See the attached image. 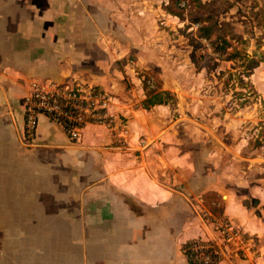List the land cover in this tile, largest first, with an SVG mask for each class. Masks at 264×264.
<instances>
[{"label": "crops", "instance_id": "obj_1", "mask_svg": "<svg viewBox=\"0 0 264 264\" xmlns=\"http://www.w3.org/2000/svg\"><path fill=\"white\" fill-rule=\"evenodd\" d=\"M168 3L0 0V264H190L187 241L220 240L203 217L208 191L222 195L223 218L264 249V218L238 191L254 197L255 188L226 173V130L195 117L201 104L180 94L174 108L146 109L142 79L124 82L123 49L140 47V70L151 66L140 63L148 19H179ZM34 81L108 91L111 125L89 124L76 142L41 115L35 141L25 143Z\"/></svg>", "mask_w": 264, "mask_h": 264}, {"label": "rangeland", "instance_id": "obj_2", "mask_svg": "<svg viewBox=\"0 0 264 264\" xmlns=\"http://www.w3.org/2000/svg\"><path fill=\"white\" fill-rule=\"evenodd\" d=\"M203 1L209 4L208 8L202 15L193 14V19L204 17L211 18V22L229 23L234 32L243 37L242 40L227 36L231 43L228 51L237 50L240 53L234 54L236 59L214 60L211 54V68L205 66L198 69L191 59L194 46L189 38L197 37L198 24L190 19L182 21L179 18L180 21L169 16L151 17L148 22L154 27L149 36L150 44L144 50V60L140 61L150 63L151 66L140 70V65L137 64L139 58L136 56L140 47L128 51L123 49L127 55L124 63L126 67L120 64L123 79L125 78L128 88L133 85L130 75L139 76L142 83L143 75L153 79L158 89L170 93L171 97L166 105L172 108L179 102L177 94L190 102L200 103L201 107L193 110V114L207 119L217 131L226 130V173L233 174L235 181L247 183L248 189L255 188L254 197L250 190L242 188L238 191L241 193L240 197L245 198L244 204L264 218V0ZM215 39L216 35H213L212 41ZM201 45V48H197L198 57L201 53H212L207 41H202ZM244 53L260 61L259 65L248 70ZM200 62L204 63V60ZM248 72L249 75L246 76ZM229 73L242 75L248 85L241 87L236 80L238 76L227 83ZM187 112L192 113L190 110ZM239 144L241 145L238 146ZM232 151L243 157L257 158L254 161L256 163H251L252 160L249 159L250 162L246 161V165L238 160L231 162L228 155L232 156ZM203 217L212 225L220 240L224 238V260H231L233 264H264V249L258 236L249 234L243 227L223 216L212 215L208 210ZM198 239L202 238L195 240Z\"/></svg>", "mask_w": 264, "mask_h": 264}, {"label": "built area", "instance_id": "obj_3", "mask_svg": "<svg viewBox=\"0 0 264 264\" xmlns=\"http://www.w3.org/2000/svg\"><path fill=\"white\" fill-rule=\"evenodd\" d=\"M112 100L111 93L96 87L84 89L77 84L34 81L24 98V142L35 141L41 115L60 126L72 141L81 142L89 124L111 125ZM197 241L199 243L190 247L194 264H221L224 261V238Z\"/></svg>", "mask_w": 264, "mask_h": 264}, {"label": "trees", "instance_id": "obj_4", "mask_svg": "<svg viewBox=\"0 0 264 264\" xmlns=\"http://www.w3.org/2000/svg\"><path fill=\"white\" fill-rule=\"evenodd\" d=\"M208 6L209 4L203 2V0H169V3L167 5V10L170 14L177 16L182 21L190 19L191 22H195L198 24L197 37H189L192 45L194 46L193 52L191 54V59L198 69L205 66L211 68V54H213L214 60L223 59L226 61H232L236 59L237 57L234 54L239 52L237 50L234 52L228 51V48L231 46V43L227 36H230L232 38H241L243 40V37L237 35L229 23L222 24L218 23L217 21L211 22V18L204 19V17L195 20L193 19V14H204ZM213 35H216V39L214 42L212 41ZM202 41L208 42L212 53H201V55H199L198 57L197 48L202 47ZM257 44L259 45V43ZM244 58L248 61V70H252L259 65L260 61L254 59L253 57L250 58L248 53H244ZM200 60H204V63L200 62ZM248 75L249 72L246 76ZM234 76H238L236 77V80L237 82H240V84L242 85L241 87H246L248 85V83L244 81L242 75L239 76L233 73H229L227 83H229L234 78ZM143 87L146 94V99L143 102L144 108L149 109L150 107L155 106L157 104H166L168 103V99H170L171 97L169 92L163 91L162 89H158V85L155 83V81H153V79L151 78H147L145 75H143ZM203 200L204 205L212 215L216 217L223 216L225 202L220 193L216 191H208L203 195ZM197 243H199L197 240L192 239L187 241L182 246V251L187 256L190 264H194L191 261L192 253L190 252V247Z\"/></svg>", "mask_w": 264, "mask_h": 264}]
</instances>
